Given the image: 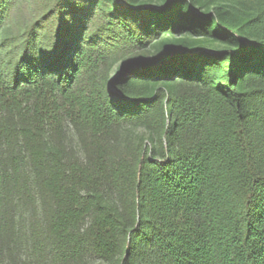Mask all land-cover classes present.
<instances>
[{"label": "trees", "instance_id": "trees-1", "mask_svg": "<svg viewBox=\"0 0 264 264\" xmlns=\"http://www.w3.org/2000/svg\"><path fill=\"white\" fill-rule=\"evenodd\" d=\"M17 2L0 264H264V0Z\"/></svg>", "mask_w": 264, "mask_h": 264}, {"label": "rangeland", "instance_id": "rangeland-1", "mask_svg": "<svg viewBox=\"0 0 264 264\" xmlns=\"http://www.w3.org/2000/svg\"><path fill=\"white\" fill-rule=\"evenodd\" d=\"M36 0H18L17 5H15L12 13L10 14V18L8 20V29L5 32H9L11 35L16 34L20 29H23L24 26L33 19L36 6ZM38 1V0H37ZM141 132V131H135ZM29 213H25L24 218L21 221V225L23 226L24 220H28ZM18 249H16V253H18ZM22 253V251H21ZM49 264H52L49 262Z\"/></svg>", "mask_w": 264, "mask_h": 264}]
</instances>
